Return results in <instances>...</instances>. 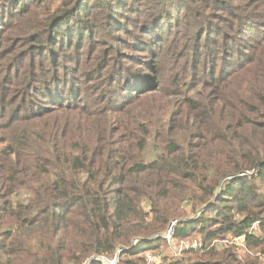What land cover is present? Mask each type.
<instances>
[{
  "label": "trees",
  "instance_id": "16d2710c",
  "mask_svg": "<svg viewBox=\"0 0 264 264\" xmlns=\"http://www.w3.org/2000/svg\"><path fill=\"white\" fill-rule=\"evenodd\" d=\"M224 1L0 0V264H84L120 249L119 264H144L173 220L174 240L202 245L164 264H256L219 243L264 248V31L251 45L252 17L231 12L227 30L215 27ZM123 20L146 24L144 43L172 50L194 84L163 70L120 96L96 56L93 107L50 88L68 85L62 56L80 65L96 33L102 43L108 30L104 53L117 58ZM40 94L50 106L34 111Z\"/></svg>",
  "mask_w": 264,
  "mask_h": 264
},
{
  "label": "rangeland",
  "instance_id": "374dc122",
  "mask_svg": "<svg viewBox=\"0 0 264 264\" xmlns=\"http://www.w3.org/2000/svg\"><path fill=\"white\" fill-rule=\"evenodd\" d=\"M223 3L225 6H229V10L225 13H220V16L223 17L222 19L212 17L210 18V20L213 21L216 25L215 27H218L221 30H227L224 21L226 19H230L228 16V12H231L233 15L245 14L249 17H252L253 19L251 18L250 22L243 23L242 28L244 29V31H247V33H250L252 35L253 38L251 45L254 46L255 43L260 44L262 41V37L259 36V31H264V28H261L262 24L259 23H264V0H225ZM118 11H120L121 13L125 12L121 9H119ZM178 15L176 14V11H173L172 17H170L166 21H169L172 26H176L178 23L176 21V16ZM128 16L138 17V14ZM198 19L200 20V17H198ZM123 22L126 26L125 29H130V32H123L121 34V37L118 38V40L115 42V45H124V47L121 48L117 58H114V55L106 56V53H104L108 51V44H104V42L109 39V37L107 36L108 30L106 29L104 31V37L106 38V40L102 41V43L98 42L101 41V34L96 33L95 39H97L98 41L94 40L93 42H88L85 45V49L87 51L80 60V65L79 55H77L75 52L66 53L65 56H62L61 61L65 64L62 67L65 70V75H67V77H69L70 79L68 85L66 86V80L64 79L63 82L60 81V83L54 84L50 88L52 90H55V87H58L59 89H64V87H66L67 91H69V94H66L65 97L70 103H86L87 105L93 107L94 99L97 98L100 93L99 84L101 83V76L92 74V72H88L85 69H91L97 66V62L94 61L96 56L104 57L105 59L107 58L104 67L107 65L110 66V69L113 67L111 74L110 76L108 75L107 79L110 82L114 80L115 83L119 85V89L121 91L120 96L128 95L129 88L136 79H143L148 81V83H153L158 77L157 73L163 70L166 71L169 80L179 75V78L184 82H188L189 85L194 84L191 72H189L188 75H183L182 72H178L183 64H180L178 58L173 56L172 50H168L167 48H165L164 52H161V44L159 42L148 45L144 43L147 38H142V35L144 31L143 29L148 27L146 26V24H144L143 27L139 29L129 26V22L127 20H123ZM150 26L155 27V24H150ZM115 33L116 32H114V34ZM229 35L233 40L236 38V35L234 33H230ZM127 40L128 42H125ZM147 47H149L150 49L147 50ZM261 47H263V44L261 45ZM261 53V55H264V48L261 49ZM226 61H229V59H226ZM4 63L5 62H1L0 60V73L3 70ZM27 100L29 101L30 98H28ZM34 103L37 105L35 107L32 106V109L34 111L50 106L48 100L44 98L43 94L36 96ZM28 105H30V103ZM20 106L21 104L18 103L17 107L20 108ZM150 112H152V110ZM253 173H255V171H246L245 174L250 177ZM185 210L188 212V216L192 217V206H190L189 204H185ZM198 238L199 236H195V240L193 241H178L176 239L170 244L163 245L158 251H156L157 253L151 254L159 256L161 259H180L184 255V252H188L191 249L201 248L202 243L197 240ZM195 243L197 244L195 245ZM219 244L223 247L234 246L235 248H239L241 251L238 254V258L241 257L242 260L252 261L256 264H264V255L262 254L264 252V248L262 247L253 249L252 251L249 249V252H247L248 249L246 244H244V242L236 243V238L231 236H229L225 241H220ZM223 247L217 249H221ZM128 249L130 250V248ZM121 254L122 253H120V255ZM121 257L122 256H120V259Z\"/></svg>",
  "mask_w": 264,
  "mask_h": 264
},
{
  "label": "built area",
  "instance_id": "2783aa9c",
  "mask_svg": "<svg viewBox=\"0 0 264 264\" xmlns=\"http://www.w3.org/2000/svg\"><path fill=\"white\" fill-rule=\"evenodd\" d=\"M249 174V173H248ZM179 224V220H173L170 222L168 225L167 230L162 233L160 236L161 238L166 241L168 244L172 243L175 238V232H176V227ZM244 239L243 237L241 238H236V243H243ZM197 243H195L196 245ZM125 249H120L118 252L113 255H98L92 257L90 260L85 262L84 264H91L93 261H98L101 264H119L120 260V253H123ZM144 264H164L163 259H161L159 256H155L152 254H148L146 256V261Z\"/></svg>",
  "mask_w": 264,
  "mask_h": 264
}]
</instances>
